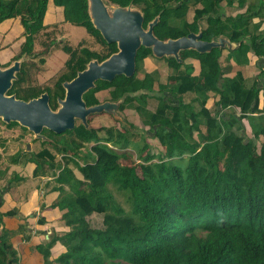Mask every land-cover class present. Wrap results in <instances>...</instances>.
I'll list each match as a JSON object with an SVG mask.
<instances>
[{"label":"trees","instance_id":"16d2710c","mask_svg":"<svg viewBox=\"0 0 264 264\" xmlns=\"http://www.w3.org/2000/svg\"><path fill=\"white\" fill-rule=\"evenodd\" d=\"M103 1L140 10L144 29L158 18L153 34L161 41L199 31L201 40L207 42L225 36L237 45L228 51L227 61L246 65L251 52L264 62V29L258 32L262 22H252L256 17L264 18V0H247L243 13L238 10L244 0H238L239 5L235 0ZM49 3L62 9L63 22L83 27L102 47L94 51L83 42L75 49L62 46L68 59L51 88H24L30 66L21 63L7 95L28 100L47 92L54 111L57 99L63 98L62 83L72 80L90 61L106 60L117 47L107 44L93 27L87 0H0V23L18 18L25 38L12 61L39 56L38 62L44 64L58 44L48 35L42 42L44 50L34 51L37 37L48 28L44 18ZM228 9L237 13L232 15ZM222 52L223 48L204 54L182 51L181 63L164 58L172 70V82L157 83L155 91L158 72L138 77L143 60L152 57L151 49L140 47L132 77L98 80L83 95L87 106L96 102L93 94L104 89H111L112 100L124 99L121 108H133L161 146L157 156L151 155L144 138L138 146L124 127L86 129L76 124L61 134L44 129L50 143L41 142L44 147L40 151L25 153L24 158L20 154L10 157L11 164H18L22 158L24 163L34 164L33 177H54L52 190L58 195L51 207L62 211L61 221L69 230L60 235L52 231L49 240L36 247L43 264H264V115L259 108L260 87L254 80L247 84L239 70L224 76L219 63ZM187 58L199 62L196 75L193 66L185 63ZM209 94L218 98L213 113L205 106ZM184 98L189 101L185 103ZM149 99L157 101L153 112L147 110ZM222 110L232 111L227 119L219 117ZM130 147L139 160L137 164H129V155L123 151ZM56 155L61 159L56 161ZM120 156L126 157L125 165L118 162ZM154 158L157 162H152ZM5 188L0 187V206ZM16 215L14 209L0 210V264H18L11 232L2 227L3 216ZM91 215L101 216L100 226L90 224ZM38 221L45 222L43 218ZM56 243H61L65 252L51 262L50 249Z\"/></svg>","mask_w":264,"mask_h":264},{"label":"water","instance_id":"95a60500","mask_svg":"<svg viewBox=\"0 0 264 264\" xmlns=\"http://www.w3.org/2000/svg\"><path fill=\"white\" fill-rule=\"evenodd\" d=\"M87 1L93 27L107 44H116L117 52L100 63L96 60L90 61L72 80L64 82V97L57 100L58 108L54 111L49 106L47 93L29 101L17 99L13 94L7 95L20 71V60L6 68H0V119L4 123H17L30 131L35 139L47 140L41 134L43 129L61 134L72 130L76 121L87 128V117L91 114L106 112L114 115L116 104L103 103L87 107L82 96L98 80L111 82L116 76L131 77L140 47L150 48L152 55L157 58L173 57L178 63H181L179 53L186 50L199 54L225 46L231 50V42L227 37L219 36L207 42L201 40L200 31L197 34L189 33L177 39L161 41L153 34L158 18L149 22L144 29L143 14L134 7L109 6L103 0Z\"/></svg>","mask_w":264,"mask_h":264},{"label":"rangeland","instance_id":"374dc122","mask_svg":"<svg viewBox=\"0 0 264 264\" xmlns=\"http://www.w3.org/2000/svg\"><path fill=\"white\" fill-rule=\"evenodd\" d=\"M234 3L236 5H239L238 0H235ZM246 5H247V0H244L243 4L240 7L244 9ZM228 11L232 15L237 13V11L233 12L232 9H228ZM190 17H191V13L188 14V18ZM44 25H48V28L37 37L34 45V51L40 53L44 50V46L42 42L47 40L48 35L49 38L54 39L55 42L58 44L50 51L49 55L45 58L44 64L38 62V60L40 59L39 56H37L36 58H27L22 56L20 58V61L25 62L30 66L29 67L30 70L27 77V82L30 83V84L28 83L27 86L30 87H32L31 85H36L39 88L53 87L55 80L59 77L61 73H63L64 71L63 65L68 59V55L61 50L62 46L69 45L73 49H75L78 47V44L80 42H83L84 46H86L91 50L94 51L102 50V47L99 44H97L92 38H90V36L87 34V32L83 27L73 26L69 23L63 22L62 9L53 6L52 3L48 4L47 12L44 18ZM24 42H25V38L23 36V28L20 25L18 18L8 19L0 23V68H3V66L11 64L13 62L12 59L15 57V55L19 53ZM163 63H165L164 60ZM39 67L40 69L38 70ZM166 83H170V81L166 80ZM106 96H107L106 93H99L97 95V99L103 101L106 98ZM149 105L151 109H154L156 105V101H151ZM117 114H118L117 118L120 121L118 123L119 127L120 125H123L122 127H124L129 134L131 133L130 136L132 137V140L135 143H137L138 146H141L143 144L142 138H144L145 141H147V143H149L151 146L150 153L156 156L159 155L162 149H160V146L156 140L152 139V137L147 135L146 127L141 124L138 117H136L130 111L121 112V113L117 112ZM93 118L91 119L92 121L91 125H93L94 127L102 126V125L110 126V124L113 125V122L106 115H102L96 118L93 117ZM32 135L33 134H31V132L29 133L28 131L27 132L22 131L17 126L13 125L9 127L6 123H4L0 119V155H1L0 170L3 171L6 169L5 172L0 173L1 188L7 184L9 178L12 177L14 174L19 175V173H22L27 177L32 176V172L30 171L34 169L33 168L34 165L30 163H24L23 155H22L23 158L20 159L18 164L13 165L9 163V159L11 156L14 155L16 157V155L23 153L22 150L26 142L30 144V150L33 153H37L44 147L42 146V144H40V142H44V141L42 140H40V142L34 141L32 140L33 139ZM45 147L55 154V151L49 145ZM126 154L129 155L128 157L130 158L128 159V163L129 161L130 162L133 161L134 163L137 164L139 160L135 158V151L132 147L126 150ZM125 159H126L125 156H120L118 162L121 165H125V163H127ZM56 160H59V155H56ZM153 161H156V158H154ZM70 168L74 169L72 165H70ZM39 183H41V181H39ZM24 190L25 188L23 189V186L21 185L18 188L14 187L13 195L16 196L17 194H20V198H21L24 196L25 193ZM100 223H101V216L95 215L91 217L90 224L92 226L98 227L100 226Z\"/></svg>","mask_w":264,"mask_h":264},{"label":"crops","instance_id":"0c3cea01","mask_svg":"<svg viewBox=\"0 0 264 264\" xmlns=\"http://www.w3.org/2000/svg\"><path fill=\"white\" fill-rule=\"evenodd\" d=\"M246 6L244 9H239L240 12L238 11V13H243ZM259 21H261L262 24L260 25L258 32L262 33V30L264 29V18L261 19L256 17L252 22L258 23ZM230 44L231 50L237 47V45L233 43ZM231 50L225 46L219 59V63L225 72L224 76L230 77L237 70H239L242 72L244 80L247 81V84H250L253 80L256 81L260 87L259 108L262 110L261 115H264V62L249 52L247 54L248 63L246 65L239 66L233 59H230L229 61L226 60L228 51ZM185 63L192 64L194 74L196 75L198 73L200 67L197 59L187 58ZM155 71L159 74L155 85H157V83L167 84L166 80L171 81L172 70L165 65V63H163V60H160V58L155 56L148 57L143 60L141 69L138 71V77L142 78L144 74ZM168 96L169 95L166 97L169 98ZM217 99V96L209 94V99L207 100L205 106L212 113L215 109L213 106L214 102ZM188 101V98H184L185 103ZM148 110L153 111L149 104ZM232 111L237 115L239 114L238 109H234ZM232 111L222 110L221 112L218 111V114L219 117L221 116L223 119H227L226 115L231 114ZM249 134L251 135L250 132ZM193 138L194 140H197V136L195 134ZM74 171L75 175L79 178L80 176L76 170ZM16 179L19 181L14 184L16 186L13 185L10 189L8 188L2 193V204L0 206V210L2 213H5L14 209L17 211V215L3 216L2 227L11 232L10 243L17 252L18 264H43V257L36 250V247L46 243L49 240V236L52 231L60 235L69 230V228L61 221L62 211L58 208L51 207V205L56 201V197L58 195L57 192L52 190L55 185L54 177H27L22 173H19ZM39 181H41V183H39ZM20 185L23 186V189L25 188L24 196L21 198L20 194H17L16 196L13 195L14 187L18 188ZM41 207L42 209H40ZM40 218L44 219V224L39 223L38 220ZM63 252H65V247L61 243L54 244V246L50 249V261L53 262Z\"/></svg>","mask_w":264,"mask_h":264},{"label":"flooded vegetation","instance_id":"af4514ba","mask_svg":"<svg viewBox=\"0 0 264 264\" xmlns=\"http://www.w3.org/2000/svg\"><path fill=\"white\" fill-rule=\"evenodd\" d=\"M21 63H22V61H21ZM5 68V67H4ZM20 68H21V65H20ZM29 73V72H28ZM29 82H27V80H26V84H25V87L27 88V84H28ZM30 84V83H29ZM32 87H37L36 85H31ZM37 88H39V87H37ZM99 93H106L107 94V96H106V98L103 100V101H100L99 99H97V95L99 94ZM110 93H111V89H104V90H99V91H96L94 94H93V97H94V99L96 100V102L95 103H93V104H100V103H110V104H116L117 106L115 107V110H114V113H115V116H113L112 114H110V115H107V117L113 122V125H111L110 124V126L108 125V127H113V128H116V129H122V126L123 125H120V127H119V125H118V123L120 122L119 120H118V114H117V112H119V113H121V112H126V111H132V108H128V107H124V108H121V106L123 105V103H124V99H119V100H117V101H115V100H112V98H111V96H110ZM49 96V95H48ZM63 97H64V94H63ZM33 99V98H32ZM58 99H60V98H58ZM57 99V100H58ZM61 99H63V98H61ZM20 100H23V99H20ZM30 99H28V100H23V101H29ZM86 103V102H85ZM92 104V105H93ZM93 117H88L87 118V121H88V123H89V125H90V123L92 122L91 121V119H92ZM12 124V123H11ZM7 125H10V124H7ZM14 126H17V127H19V129L20 130H22V131H25V132H27L28 130L26 129V128H24V127H22V126H20L19 124H17V123H14L13 124ZM114 125H116V126H114ZM92 127H93V125H91ZM102 126H105V125H102ZM97 128H98V126H96ZM29 133H30V131H28ZM32 134V133H31ZM42 135L45 137V139H47V140H42V141H44V142H51L52 140L51 139H49L48 137H46L44 134H43V131H42ZM33 136V139L32 140H34V141H39L40 142V140L41 139H35L34 138V135H32ZM41 143V142H40ZM22 152L25 154V153H29V154H31V153H33V152H31V150H30V144L28 143V142H26L25 143V145H24V148H23V150H22ZM20 154V155H24V154ZM16 155V154H15ZM19 159V158H18ZM35 167V166H34ZM33 167V168H34ZM32 171H33V169H32ZM14 179L11 181V183L12 184H15L16 182H19L18 181V179H16V177H17V174L15 175H13L12 176Z\"/></svg>","mask_w":264,"mask_h":264},{"label":"clouds","instance_id":"9594fccd","mask_svg":"<svg viewBox=\"0 0 264 264\" xmlns=\"http://www.w3.org/2000/svg\"><path fill=\"white\" fill-rule=\"evenodd\" d=\"M195 34V33H194ZM197 34V33H196ZM213 40V39H212ZM150 49V48H149ZM152 57H153V55H152ZM179 57H180V53H179ZM148 58V57H147ZM164 58H169V57H162V58H160V60H163ZM173 58V57H172ZM146 59V58H145ZM20 60V59H19ZM17 61V60H16ZM14 62V61H13ZM12 62V63H13ZM181 62H182V60H181ZM11 63V64H12ZM10 64V65H11ZM9 65V66H10ZM21 65V64H20ZM64 66V65H63ZM8 67V66H7ZM6 68V67H5ZM19 73V72H18ZM134 73H135V71H134ZM134 75V74H133ZM132 75V76H133ZM121 76H123V75H121ZM131 76V77H132ZM117 77V76H116ZM128 78V77H127ZM130 78V77H129ZM69 82V81H68ZM64 83V82H63ZM62 83V84H63ZM63 88V87H62ZM94 88V87H93ZM92 89V88H91ZM154 89H155V91L157 90V87H156V85H154ZM64 90V89H63ZM89 91V90H88ZM44 93H47V92H44ZM43 94V93H42ZM48 94V93H47ZM85 94V93H84ZM83 94V95H84ZM41 95V94H40ZM39 97V96H38ZM166 97V96H165ZM37 98V97H36ZM167 98V97H166ZM82 99H83V96H82ZM84 101V100H83ZM151 101H156L155 99H149L148 100V104L151 102ZM85 102V101H84ZM86 104V103H85ZM100 104H103V103H100ZM100 104H93V105H90V106H87V104H86V106L87 107H91V106H94V105H100ZM148 104H147V110H148ZM156 105H157V101H156ZM156 105H155V108H156ZM57 106H58V104H57ZM58 108V107H57ZM155 108L153 109V111L155 110ZM150 111V110H149ZM153 111H150V112H153ZM132 114H134L136 117H138V119L140 120V122H141V119L139 118V116L137 115V113L133 110V108H132ZM236 114V113H235ZM102 115H110L109 113H106V112H103V113H100V114H91V115H89L88 117H99V116H102ZM239 115V114H238ZM113 116H115V113H114V115ZM87 117V118H88ZM94 119V118H93ZM243 123V125H244V127H245V131H246V134L248 135V137H251V135L249 134V132H250V130H249V128H248V124H247V122L246 121H243L242 122ZM76 124H80V125H82L79 121H76L75 122V126H76ZM74 126V127H75ZM83 126V125H82ZM89 127H91V123H90V125H89V123H88V121H87V128L86 129H88ZM98 127H105V126H98ZM106 127H108V126H106ZM146 127V126H145ZM97 128V127H96ZM44 130V129H43ZM147 130H148V128L146 127V133H147V135L148 136H152L153 134H149V132H147ZM64 133V132H63ZM42 134V133H41ZM153 139V138H152ZM155 140V139H154ZM150 145V144H149ZM108 146L109 147H111L109 144H108ZM160 146V145H159ZM151 147V146H150ZM52 148V147H51ZM113 148V147H112ZM48 149V148H47ZM160 149H161V146H160ZM113 150L114 151H117L116 150V148H113ZM126 150H128V149H124L123 151L124 152H126ZM128 152V151H127ZM151 155H154V154H151ZM59 159H61V156H59ZM10 160V159H9ZM56 161H58V160H56ZM76 162L79 164V165H82L83 163L81 162V161H78V160H76ZM152 162H157V159H156V161H152ZM9 163H10V161H9ZM30 164H32V163H30ZM13 165H16V164H13ZM34 165V164H33ZM35 166V165H34ZM35 168V167H34ZM6 170V169H5ZM34 170V169H33ZM73 170H76V169H73ZM33 172V171H32ZM33 176V175H32ZM42 177V176H41ZM43 177H49L48 175L47 176H43ZM14 178L13 177H10L9 178V181L7 182V184L6 185H4V187H6L5 189L7 190L8 188L10 189L14 184H12L11 183V181L13 180ZM94 215H91V217H93Z\"/></svg>","mask_w":264,"mask_h":264}]
</instances>
